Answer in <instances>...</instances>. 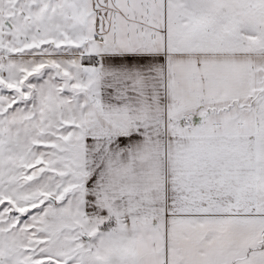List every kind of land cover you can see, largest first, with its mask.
<instances>
[{"label":"snow or ice","instance_id":"1","mask_svg":"<svg viewBox=\"0 0 264 264\" xmlns=\"http://www.w3.org/2000/svg\"><path fill=\"white\" fill-rule=\"evenodd\" d=\"M0 264H264V0H0Z\"/></svg>","mask_w":264,"mask_h":264}]
</instances>
